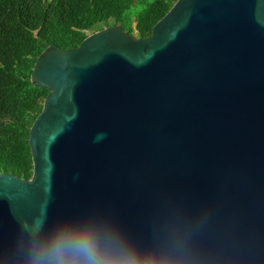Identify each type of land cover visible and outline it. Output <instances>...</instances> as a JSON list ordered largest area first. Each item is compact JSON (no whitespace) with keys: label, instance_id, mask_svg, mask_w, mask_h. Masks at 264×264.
Masks as SVG:
<instances>
[{"label":"water","instance_id":"obj_1","mask_svg":"<svg viewBox=\"0 0 264 264\" xmlns=\"http://www.w3.org/2000/svg\"><path fill=\"white\" fill-rule=\"evenodd\" d=\"M30 80L49 93L31 178L0 173V264L85 231L107 264H264V0H177Z\"/></svg>","mask_w":264,"mask_h":264},{"label":"trees","instance_id":"obj_2","mask_svg":"<svg viewBox=\"0 0 264 264\" xmlns=\"http://www.w3.org/2000/svg\"><path fill=\"white\" fill-rule=\"evenodd\" d=\"M176 1L0 0V173L32 176L30 128L49 93L30 80L42 52L77 48L88 34L115 25L148 37Z\"/></svg>","mask_w":264,"mask_h":264},{"label":"clouds","instance_id":"obj_3","mask_svg":"<svg viewBox=\"0 0 264 264\" xmlns=\"http://www.w3.org/2000/svg\"><path fill=\"white\" fill-rule=\"evenodd\" d=\"M39 261L48 264H107L96 237L90 232H63L47 248L37 253Z\"/></svg>","mask_w":264,"mask_h":264},{"label":"rangeland","instance_id":"obj_4","mask_svg":"<svg viewBox=\"0 0 264 264\" xmlns=\"http://www.w3.org/2000/svg\"><path fill=\"white\" fill-rule=\"evenodd\" d=\"M133 8H134L135 10L139 11V10H141L142 5H141L139 2H137V3L135 4V6H133ZM152 28L154 29V28H155V25H153Z\"/></svg>","mask_w":264,"mask_h":264}]
</instances>
